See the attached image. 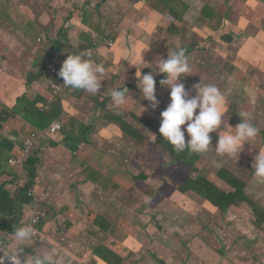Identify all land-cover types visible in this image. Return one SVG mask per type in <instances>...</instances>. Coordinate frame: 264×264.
Here are the masks:
<instances>
[{"label":"rangeland","instance_id":"rangeland-1","mask_svg":"<svg viewBox=\"0 0 264 264\" xmlns=\"http://www.w3.org/2000/svg\"><path fill=\"white\" fill-rule=\"evenodd\" d=\"M132 1L110 0L100 8L101 0H91L92 6H89L86 10L83 17L84 23L87 27L95 30L94 17L99 9L108 13L106 17L109 20L126 18L125 13L129 11ZM232 1L233 6H230L224 0H218L215 4H212L213 1H208L205 6H200L201 10L196 14H190L186 17L187 23L183 24L182 28L179 29L180 33L176 36H173L172 29L174 25L179 23V20L166 14L172 9L187 7L181 0L161 1L166 9L161 10L163 17L160 24L152 31L141 34V40H139V43L137 41L135 45L137 56L132 52L133 48H129L127 51L132 52L131 56L128 58V62H121L122 68L117 81L109 85L110 88L106 92L100 90V94L110 95L114 89L119 90L126 87L128 89L127 104L119 109L116 108L112 117L101 111L99 112L98 119L102 118L105 125L113 126L119 133V135L116 133L111 134L114 142L109 147L98 144L101 150L106 151L109 149L111 152H98L103 157L102 161L106 163L105 170L108 179L100 181L105 193L100 192L99 188H76L65 191V193L72 200L77 199V194H84L93 200L99 201L100 216L106 220L110 219L115 235L112 238L104 239L97 237L98 233L88 235L84 230L75 238L71 237L70 234L60 235L58 244L70 251L73 255L71 259H75L77 264L82 263V261L85 264H101L97 260L99 257L95 250L99 244L112 241L115 242L112 246L113 251L119 258L123 259L124 264H162L163 262L166 264H183L182 261L175 262L170 255L172 243L180 238V231L188 229L189 236L193 237L202 231L208 230L207 226L210 228L217 227L219 222L208 219L209 209H205L203 217L198 216L197 212L200 211L196 206L198 198H190L186 202V207H184L186 196L179 191V188L188 178L208 177L213 185L225 192L228 185L221 179V176L230 174L234 177H242V172L248 173L249 171L248 165L251 157L258 155L259 150H264V94L262 93L264 92V79L259 81L253 90L245 93L240 100L235 98L229 102L226 101V104L229 105V112L226 113V116H229V119L235 114L239 115L241 112H247L253 118L252 122L260 129L257 138L251 142V145H244L240 155L235 157L217 156L214 150L217 133L211 134L213 146L211 152L204 155L186 154L184 156L185 163L178 155L179 153L162 147L167 141L159 133L160 113L170 102V88L160 86L159 81L164 79L165 76L158 72L153 62L157 56L167 58L169 49H175L177 46L183 47L186 50L191 67L189 75L182 79L186 89L192 95H195L192 86L200 82L201 79L205 83L221 85V75L217 72L223 71V61L217 59V51L228 54L230 61L233 63L238 49L242 47L238 43L241 33L252 29L255 33L260 34L264 27V0H254L253 4H244L241 0ZM5 2L6 0H0V19L7 20L0 30V41L3 42L0 46V52H3L4 58L14 65L15 72L25 90L39 93V90L36 89L37 84L31 83L30 75L39 74L41 70L44 71L45 67L42 68L40 61L35 64V67L34 63L39 54H43V50L47 48L46 39L51 38L55 42L57 38L61 39L60 35H64L68 30L71 32L73 29L71 23L61 27L63 21L59 18L55 20L54 16L56 14L51 10L54 8L57 11V6L61 3L75 9L79 3L83 2L82 0H34L29 5V9L34 15H38L35 23L28 19L21 0H10L8 17H5L3 15ZM188 2L190 0L186 1V3ZM251 5L256 6L258 10L250 12ZM110 6L120 10L112 11ZM221 14L226 15L222 24L220 23ZM215 16L217 29L218 32H221V35L214 32L212 40L215 41L208 44L204 43L208 38H210V42L212 41L208 24L210 19ZM133 18L135 19V16ZM138 18L136 17V19ZM234 21L238 22V27L232 28ZM123 22L126 24L125 21ZM106 27L111 32L116 27L118 31L126 33V29L122 28V22L119 24L114 22ZM97 31L102 37L112 36V33L102 26H98ZM136 31L141 32L142 28L137 26ZM39 39L42 41L39 44H42L44 49L38 47L34 57L30 58L29 51L36 48V42L38 43ZM228 39L233 43H238V49L234 48L232 50L227 47ZM16 42L22 47L19 50L20 56L16 54L18 53ZM25 44L29 51L26 49ZM203 44L210 46L208 51L213 52L216 56L211 55L209 52L205 53L206 47ZM32 45L33 49H31ZM192 47L197 48L196 53L190 51ZM122 50H124V47ZM49 52L52 53V51ZM260 55L262 60H258L256 63L261 69L264 65V45ZM124 58L127 59V56ZM21 62L23 64L17 70ZM217 62L220 63V66H217ZM43 63L51 66L50 54L49 58ZM256 68L255 66L254 70ZM137 69H143V74H152L157 81L156 96L160 103L155 110L150 107V102L142 99V93L137 87ZM53 80L51 74L48 84ZM101 84V88L108 86L104 82H101ZM46 87L48 86H43L42 91H46ZM18 92L22 93V90ZM89 94L91 93L86 94L84 97ZM78 98H81V96L78 95ZM82 99L85 100L83 97ZM82 99L77 106L80 113L76 115V120L86 123L90 114L85 113V115H82L83 110L87 109L85 105H81ZM246 106H249L250 110H247ZM36 109H39V106ZM87 110H90V108ZM97 113L98 111L95 109L92 110L93 119L96 118ZM8 114H12L10 108L0 102V116H7ZM13 124L14 122H9L10 126ZM5 127L6 125L3 126V128ZM85 128L86 126L81 131ZM220 130H223V125L218 131ZM19 133L25 138L30 135L29 132L23 129ZM92 134L88 138L87 149L89 150H94L96 147ZM79 135L83 136L84 133L81 132ZM117 138H119V142L122 141L121 146L117 145ZM81 148H84V146L81 145ZM1 153L5 156L11 154L5 149ZM8 159H5L3 166L7 173L15 177H27L24 171L15 168L10 162L8 163ZM90 159L93 162L98 160L91 154ZM129 175L135 177L134 181L131 180ZM15 183L11 184L10 188ZM245 193L251 203L258 208L257 212L253 211L252 208L249 209L251 222L263 221L264 182H258L253 178L248 182ZM183 214L185 216H182ZM159 215L164 217V224L158 225L154 221V218L157 217L161 223L162 218ZM179 217L181 218L179 219ZM8 219V221H11V218ZM30 220V224L33 226L37 221L36 215L33 214ZM169 221H172L173 224H169ZM245 230L246 233L240 236L238 241V244L242 246V252L239 256L233 255L229 243H221L219 238L217 243L208 249L210 252L208 257L203 252L200 254L199 251H196L193 257H187L186 264H201V255L206 264H264V228H258L255 231L252 224L249 223V225L246 224ZM11 241L12 238L9 235L3 236L2 243L4 242L5 245ZM39 250L45 251L40 248L37 251L39 252ZM105 250L108 249L105 248ZM61 251V255H66L64 250ZM57 253L58 251L55 250V254ZM0 255H3L2 251ZM68 261L72 264L69 257L62 258V262Z\"/></svg>","mask_w":264,"mask_h":264},{"label":"trees","instance_id":"trees-1","mask_svg":"<svg viewBox=\"0 0 264 264\" xmlns=\"http://www.w3.org/2000/svg\"><path fill=\"white\" fill-rule=\"evenodd\" d=\"M23 4V8L25 9V14L27 15L28 19L35 23V19H37L38 15H34L32 12H30L29 5L33 3L34 0H21ZM242 3H250L253 4L254 0H241ZM10 0H6L4 3V12L3 15L5 17H8V11L10 9ZM52 6V5H51ZM53 8V6H52ZM85 8H82L84 10ZM80 10L79 4L76 6L75 9L70 8L65 3L60 4L57 6V11L53 8L55 12V20L56 18H61L64 25L69 23L72 20V17H75L77 12ZM85 9V13H86ZM258 8L254 5H251L249 11L250 12H256ZM65 17V18H63ZM226 15L221 14L220 23L225 20ZM124 18H117L116 20H109L106 17H104V21L108 23H114L116 22L119 24L121 21H123ZM7 21L5 19H0L1 25L0 30L3 26V23ZM209 28L212 30V32L217 33V35H221V32H218L217 29V23H216V16L209 21ZM47 27V26H46ZM238 27V26H236ZM235 28V27H234ZM130 32L133 34L135 39L133 40V53L137 56V49L135 48V45L137 44V41L139 43V40H141L142 36L140 32H137L135 29L130 28ZM250 35V36H249ZM229 36V35H228ZM249 36V37H248ZM61 39L57 38V42L52 43L49 39H46L47 44V50H57L61 48H69L71 51L73 49L70 47L69 44V37H70V31H66L64 35H60ZM211 35V40H212ZM84 43H86L89 47L94 48L96 42L90 39H82ZM208 44V40H205ZM215 41V40H213ZM210 42V40H209ZM238 43L242 46L240 49H238ZM238 43H233L230 39H228L226 46L231 48L232 50L238 49V52L236 54L235 61L232 63L230 61V57L228 54L223 53L222 51H217V56L219 61H223V71H218L217 73L221 78V85H216L220 91L225 96L226 101H230L231 99L238 98L239 100L241 97L247 93L248 91L253 90L259 81L264 79V65L260 69L257 66L256 61L262 60V57L260 53L263 50L264 45V27L260 34L255 33L252 29L249 31L241 33V37L238 40ZM37 46L35 49H33V45L31 49L37 50L38 47H41L36 42ZM205 46V53L209 52L211 55L216 56L213 52L208 51L210 49V46ZM43 47V46H42ZM44 49V48H43ZM28 50V49H27ZM33 50L29 51L30 54H33ZM45 50V49H44ZM197 50H195L193 53H196ZM49 58V54L44 51L43 55H39L38 59L34 63L40 61V64L42 63V68H44V71L41 70V72L34 73L30 75V81L31 83L39 82L40 86L45 85L46 80L49 79V76L46 72L47 65L43 62ZM49 61V60H48ZM101 59L98 57H95L94 62L97 64H100ZM122 61L128 62V59H123ZM121 61V62H122ZM121 62L115 61V56L113 53L110 54L109 60L106 63V67H104L105 72L101 76L102 83H106L108 86L101 88L102 92H106L110 87L109 85H112L115 81H117L118 74L121 72ZM40 66V65H39ZM38 66V67H39ZM217 66H220V63L217 62ZM255 66L257 67L256 70H254ZM54 81V80H53ZM49 88H52V81L48 84ZM264 94V92H262ZM87 92H84L80 90L81 98H85V100L82 99L81 105H85L90 107V110H83V113L90 114L92 110L98 111V113L101 111L105 114H107L109 117L113 116L114 110L116 107L113 105L112 100L110 99L111 95L107 94H100L97 95L89 94L86 97H84ZM42 95V96H41ZM52 97V95L46 91L41 92L40 95L37 96L36 99H31L30 105L28 107L36 108L40 107L43 104H46L47 101ZM80 99H77L79 101ZM0 102L2 104H5L1 97ZM39 104V105H38ZM264 104V103H263ZM20 105V104H19ZM227 105V104H226ZM21 106V105H20ZM247 110H250L249 106L245 107ZM11 113L7 116H3L0 118V124L3 123V126L6 125L9 122H15L19 123L21 126L25 125V121H29L30 118H33L34 115L31 114L29 109L26 107H11ZM227 110L229 112V105H227ZM41 119L47 120L48 117L41 115V112L38 110ZM54 112L57 113V109H54ZM100 115V114H99ZM53 117L55 114L52 115ZM21 117V120L18 118ZM74 115L69 116L66 119H62V124L64 125L66 122L73 121L75 118H73ZM225 118L229 119V116H226ZM241 120V117L237 114H235L231 119H229L230 124L234 127L239 123ZM39 117L37 121H33L31 124L34 127L39 126ZM81 123V122H79ZM86 128L81 131L84 133L83 135V141H85L87 144L89 142V137L92 134V139L96 142V153L95 158L102 160V155L98 153L101 149L98 146V144H102L103 140L96 141L95 136L97 135L99 130H102L104 128V120L100 118L99 120L97 117L95 119L88 118L86 123H81L80 127L81 129ZM10 127V125H9ZM0 129H3V127H0ZM80 132V133H81ZM31 133L29 137L32 135ZM21 137H18L19 143L15 147V151L12 153V158H22L23 165L25 168L29 170V180L27 181V184L25 187H22L21 185H16L14 189V198L18 204L20 197H24L25 195L28 197V194L31 193L30 183L34 179V175L32 173H35L37 171V165H35L33 162H30L31 160L35 159L36 156L41 159L39 154L36 152L35 146H31L28 153H25V144L27 142V138L23 137L22 135H19ZM14 143L12 147L15 145ZM11 144H9L10 146ZM163 148L172 150L171 146L166 143L162 145ZM16 151L18 153H16ZM187 153H179L178 155L183 159V163H185L184 156ZM254 162V157H251L250 163L248 165V173L242 172V177L237 176L234 177L230 174H223L221 179L227 183V191L223 192L220 189H218L215 185H213L208 177H197L194 178H188L186 182L179 188V191L186 196L185 203L183 204L184 207H186V202L190 198L196 199L198 198L196 202V206L200 210L197 212L198 216L203 217L205 209H209V218L208 219H214L219 222V225L217 227H208V230L202 231L196 236H189V230L184 229L180 231V238H177L175 242L172 243L171 252L170 255L173 258L175 262L182 261L183 264L186 261L188 256H194L196 251H199L201 254L202 252L208 257L210 255V252L208 249L212 248L217 241L220 238V242H228L230 245V249L235 256H239L242 252V246L238 244L239 237L246 233L245 227L246 224L249 225V223L252 224V227L255 229V231L258 230V228H264V220L263 221H255L251 222V216L249 209L252 208L253 211L257 212L258 208L254 206L249 198L246 196L245 189L250 180L253 179V172L254 169L252 167ZM19 170L23 171V166L18 167ZM30 170L32 173H30ZM5 176H9L12 174L4 173ZM130 176V175H129ZM245 177V180H244ZM131 180L134 181L135 177L130 176ZM20 179L19 177L12 176L11 180L9 181L11 184H13L15 181ZM132 188V187H131ZM130 188V189H131ZM129 189V190H130ZM3 191H6L8 193H0V203L8 198L10 196L9 190L3 189ZM2 191V192H3ZM13 197V196H12ZM10 196V198L12 199ZM39 204H34V209H37V206ZM20 205L18 206V210L20 209ZM33 210L31 212V217L33 215ZM160 218H162V221L160 223V219L157 217L154 218V221L156 224H164L165 220L162 215H159ZM185 216V214H183ZM30 217V219H31ZM27 216L20 212L19 217L17 219V222H24L26 220ZM87 220L91 223L93 228L101 234V232L104 234L105 239L112 238L115 235L113 228V224L111 223L110 219L106 220L103 217L100 216V213L95 209H90L86 215ZM181 217H179L180 219ZM29 219V220H30ZM31 221V220H30ZM30 221L28 222L30 224ZM147 225H148V220ZM246 223H244V222ZM232 222V224H230ZM43 221H41L39 225H41ZM169 224H173L172 221H169ZM2 228V226H0ZM203 227V226H202ZM7 228L4 227L2 230H6ZM34 237V236H33ZM113 242H104L101 243L95 251H97V256L103 261V264H124L123 259L119 258L116 253L113 251L112 246ZM108 249L107 251L105 250ZM1 252V251H0ZM185 262V264H186ZM162 264H166L163 262ZM201 264H206L203 261V257L201 255Z\"/></svg>","mask_w":264,"mask_h":264},{"label":"crops","instance_id":"crops-1","mask_svg":"<svg viewBox=\"0 0 264 264\" xmlns=\"http://www.w3.org/2000/svg\"><path fill=\"white\" fill-rule=\"evenodd\" d=\"M109 1L110 0H101L99 7L101 8ZM161 1L163 0H153L148 5H137L135 7H130L128 9L129 11L125 13L126 18L123 20L126 24L121 21L122 28L126 29V33L123 31H118L117 44L114 50L112 52L103 50L102 54L105 57H109L110 54L113 53L115 56V61L118 62H121L123 59H125V56L128 57L130 52L127 50L132 48L134 40V36L129 29L133 28L136 30L138 26L142 28V31L140 32L141 34L155 29L160 24L163 17L161 10L165 8L163 7ZM181 1L186 5L187 8L172 9L170 12H168V14H166L171 15L174 18H178L179 20V23L174 25L172 29L173 36H176L180 33L179 29L182 28L183 24L185 25L187 23L186 17L188 15L196 14L199 10H201L200 6H205L208 1H213L212 4H215L218 0H190L188 3H186L187 0ZM82 2L83 3H79L80 10L77 12L75 17H72V20L69 22L73 24V29L70 32V37L68 38L69 40H93L94 37L100 35L97 31L98 26H102L107 29L106 26L112 24L104 21V17H106L108 13L99 9L96 16L94 17L96 23L95 30L87 27L84 23L83 17L85 16V9H87L89 6H92V2L91 0H82ZM224 2L228 3L230 6H233L232 0H224ZM110 7H112V11L120 10L114 8L113 6ZM82 8L85 9L82 10ZM133 16H135V19ZM136 17L139 18L136 19ZM232 18L234 17L232 16ZM59 19L62 20L61 18ZM63 26H65L64 23L61 24V27ZM236 26H238V22L234 21L232 28ZM210 32L211 35L214 33L211 29ZM206 40H208V43L214 42L213 40L209 42L210 38ZM204 43L207 42L205 41ZM2 44L3 42L0 41V46H2ZM16 45L18 47V53L16 54L17 56H20L19 50L22 49V47L17 42ZM25 46L26 49H28L26 44ZM40 46L42 49V44H40ZM123 47L124 50H122ZM192 48L193 51L197 50L196 47ZM36 51L37 50H33V54H31L29 57H34ZM45 51L50 54L51 60H53L56 55V51L47 50V48ZM49 51H52V53ZM22 64V62L19 64L17 70ZM46 72L48 76L51 75V71L49 69H47ZM35 83L37 84L36 89L40 91L43 86L40 87L38 82ZM45 86H48V80H46ZM20 90H22V93L18 92ZM20 94L22 95L19 96ZM38 95V92H28L25 90L18 78L17 73L15 72L14 65L9 60L4 58L3 52H0V97L5 103L4 105L8 106L10 109L11 107L17 106L23 108L27 107L31 114L34 115V117L30 118L28 122L25 121V125L21 126L19 123L14 122V124L9 127V123H7L5 128L0 129V193L2 194L6 191L1 190V187L5 186V190H9V186H11L9 181L13 176H5L4 173L7 172L3 169L4 162L6 161V158H9L8 163L9 160L12 159V153L15 151V147L19 143L18 137H21L19 136L20 130L23 129L31 134L33 132L44 130L51 124L48 123V121L47 123L38 121L39 126L37 128L31 124L33 121H37L40 114L38 109L28 107L30 104L29 99H36ZM78 104L79 101L72 98L65 101L62 107V118L66 119L71 115H74L73 118H75L76 115L80 113L77 107ZM86 107L87 109L90 108L88 106ZM91 114L92 112L90 115ZM82 115H85V113H82ZM18 118L21 120V117ZM80 124L81 123H79V121L76 119L66 122L63 125V130L60 133L45 137L37 145L36 152L39 154L41 159L36 156L35 159L30 161L37 165V171L35 173H32L30 170V173L34 175V179L30 183V188L33 189L35 194L29 193L27 197L24 193V197H20L18 204L15 200H13L14 195L12 199L9 196L0 203V226H2V228H7L6 230H2L0 227V246L5 245L2 243L3 236L9 235L12 240L14 239L12 234L14 233L15 225L23 226L29 224L28 222L30 221L29 219L31 217V212L35 203H38L39 205L37 206V209L33 210V214L47 211V218L41 225L35 228L37 233L30 241V246H27L24 253L21 254L22 257L25 254H37V250L39 248L45 251L56 250L58 251V253L55 254L57 258V264H71L69 261L62 262L63 257H69L72 261V264H77L75 259H71L73 258V255L70 253V251L58 244V241L60 240L59 236L70 234L71 237L75 238L79 233L82 232V230H84L88 235H95L98 233L87 220L86 215L90 209H95L99 212V201L93 200L84 194H77V199L72 200V198L65 193V191L74 190L76 188H99L100 192L105 193L100 181L108 179L106 177L105 170L106 163L99 159L94 162L90 159L89 164L78 158L75 153H73V145L70 143V140H74L76 135L81 132ZM0 127H3V123L0 124ZM9 130H11V132H9ZM106 132V130H103L102 134ZM14 143L16 144L12 147ZM9 144L11 145L9 146ZM3 149L10 152V156L3 155L1 153ZM16 153L18 152L16 151ZM23 171L29 175V170L25 168L24 165ZM19 178L20 179L15 181V184L25 187L27 184L25 177L21 176ZM121 190L124 191L123 189ZM43 198L44 201L41 202ZM19 205L21 208L18 210ZM20 212L26 215L27 218L24 222L18 223L17 219ZM8 218H11V221H8ZM89 229L90 231H88ZM97 237H102L105 239L102 232L101 234L98 233ZM112 242L113 244L115 243L114 241ZM61 250H64L66 255H61ZM97 260L103 264L101 259L97 258ZM78 264H85V262L82 261V263Z\"/></svg>","mask_w":264,"mask_h":264},{"label":"clouds","instance_id":"clouds-1","mask_svg":"<svg viewBox=\"0 0 264 264\" xmlns=\"http://www.w3.org/2000/svg\"><path fill=\"white\" fill-rule=\"evenodd\" d=\"M151 1L153 0H133L131 7L148 5ZM105 30L109 31L108 29ZM111 33L112 36L106 35V37H102L98 35L94 37L93 41L96 42L94 48L89 47L82 40H69L73 51L69 48L55 50L56 55L51 60V66H47V69L51 71L54 78L52 85H56L57 88L46 87V91L52 97L38 109L41 115L48 117V123L51 124L44 130L33 132V134L40 135L35 148L45 137L56 135L63 130L61 113L65 101L71 98L81 100L82 98H78V95L81 96L80 90L93 95H97L100 92L102 87L101 76L104 74V67H106V63L109 60V57H105L102 51L112 52L114 50L118 39V29L115 27V30ZM50 41L54 43L52 39ZM39 42H41L40 39ZM190 51L194 52L193 48ZM131 53L127 59L131 56ZM95 57L101 59L100 64L94 62ZM153 63L158 72L165 76L164 79L159 81L160 86L170 88V102L160 113L159 133L171 146L173 152H186L190 155L207 154L213 148L211 134L217 133V141L214 147L216 155L235 157L240 155L244 145H251V142L260 134V129L252 122L253 118L247 112L239 114L241 117L240 123L234 127L230 124L229 119L225 118L228 112L225 96L215 84L205 83L201 79L200 82L192 86L195 95H192L186 89L182 79L189 75L191 67L187 59L186 50L183 47L177 46L175 49H169L167 58L157 56ZM142 70L137 69V87L142 93V99L150 102V107L155 110L160 103L156 96L157 81L152 74H143ZM41 92H43L42 89L39 91V95ZM127 93V87L111 91V100L117 109L127 104ZM55 108L57 113L54 112ZM53 114H55L54 117L52 116ZM99 116V113H97V119ZM92 117L93 114L90 115V118ZM39 121L47 123V120L41 119V116H39ZM54 123L61 125L60 130L55 133L50 131ZM222 125L223 130L218 131ZM103 130L107 132L102 134ZM79 133L74 140H70L73 145V153L81 160L89 163L90 154L95 156L96 150L87 149L88 144L83 141V136L79 135ZM112 133L119 135L113 126L104 124V128L98 131L95 139L96 141L103 140L102 145L109 147L114 142ZM186 135L188 137L187 140ZM118 139L117 145L121 146L122 141L119 142ZM81 145L84 148H81ZM100 151L111 153L109 149ZM93 152L94 154H92ZM252 167L254 169L253 178L258 182H264V150H259L258 155L254 157ZM26 175L25 179L28 181V174L26 173ZM15 186H12V188L9 186L11 197L14 194ZM3 189H5V186L1 187V190ZM31 193L35 194L33 189H31ZM43 201L44 198L41 202ZM46 218L47 211L40 212V220L37 225ZM37 225L34 228L31 224L15 225V230L12 234L14 239L7 245L0 246V251L3 252V255H0V264H57L54 250H39L35 255L25 254L23 257L21 256L25 248L30 246L33 236L35 237Z\"/></svg>","mask_w":264,"mask_h":264},{"label":"built area","instance_id":"built-area-1","mask_svg":"<svg viewBox=\"0 0 264 264\" xmlns=\"http://www.w3.org/2000/svg\"><path fill=\"white\" fill-rule=\"evenodd\" d=\"M57 86L56 85H52V89H56ZM61 128V125L59 123H54L51 128H50V131L55 133L57 132L58 130H60ZM39 134H32L28 139H27V142L25 144V153H28L29 150H30V147L31 146H36L37 144V141L39 139ZM10 164L14 167H18V166H23V160L22 158H12L10 159ZM36 215V219L37 221L34 223V225L32 226L33 228L37 225V223L39 222L40 220V213H37L35 214ZM35 234V233H34ZM5 246V245H3Z\"/></svg>","mask_w":264,"mask_h":264},{"label":"flooded vegetation","instance_id":"flooded-vegetation-1","mask_svg":"<svg viewBox=\"0 0 264 264\" xmlns=\"http://www.w3.org/2000/svg\"><path fill=\"white\" fill-rule=\"evenodd\" d=\"M3 244H4V242H3Z\"/></svg>","mask_w":264,"mask_h":264},{"label":"bare ground","instance_id":"bare-ground-1","mask_svg":"<svg viewBox=\"0 0 264 264\" xmlns=\"http://www.w3.org/2000/svg\"><path fill=\"white\" fill-rule=\"evenodd\" d=\"M183 216V215H182Z\"/></svg>","mask_w":264,"mask_h":264}]
</instances>
